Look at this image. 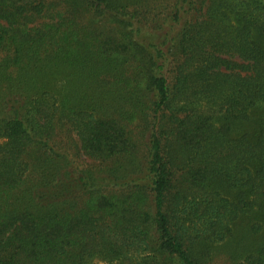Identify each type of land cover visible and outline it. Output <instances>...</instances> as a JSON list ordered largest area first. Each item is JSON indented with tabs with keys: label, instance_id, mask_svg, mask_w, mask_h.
Segmentation results:
<instances>
[{
	"label": "trees",
	"instance_id": "1",
	"mask_svg": "<svg viewBox=\"0 0 264 264\" xmlns=\"http://www.w3.org/2000/svg\"><path fill=\"white\" fill-rule=\"evenodd\" d=\"M0 138V264H208L264 230V0H0Z\"/></svg>",
	"mask_w": 264,
	"mask_h": 264
},
{
	"label": "rangeland",
	"instance_id": "2",
	"mask_svg": "<svg viewBox=\"0 0 264 264\" xmlns=\"http://www.w3.org/2000/svg\"><path fill=\"white\" fill-rule=\"evenodd\" d=\"M49 77V78H48ZM48 82L50 88L60 96L63 94H70V96H75L77 92L88 93L93 92L97 93V90H102V87L97 86L98 84L94 82L91 78H88L82 72L78 71L75 68H67L60 66L55 72H52L48 76ZM93 90V91H92ZM98 94V93H97ZM75 138V137H74ZM3 139L0 138V142ZM76 146H79V142L74 140ZM38 150L33 149L29 153L30 156L38 155ZM72 153L83 158L86 162L98 165L101 164L100 161L94 160L82 154V152L77 148H70ZM114 165L112 162L105 164ZM104 166V164H101ZM248 215H243L239 217L238 220L233 224V236L228 238V240L223 242H218L212 245L211 255L209 257L208 264H233L241 261L242 255H239V250L244 248L247 249V246L250 247L252 242H264V230L254 232L251 230V224H253L257 219V215L253 212L247 213ZM238 239V241H236ZM234 242V243H233ZM237 242V243H236ZM245 251V250H244ZM244 253V252H243ZM235 258V259H234ZM97 264H105L104 262L97 260Z\"/></svg>",
	"mask_w": 264,
	"mask_h": 264
}]
</instances>
